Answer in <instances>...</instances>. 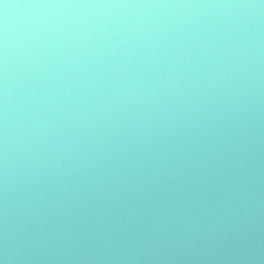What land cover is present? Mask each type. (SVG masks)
<instances>
[{
    "label": "clouds",
    "instance_id": "9594fccd",
    "mask_svg": "<svg viewBox=\"0 0 264 264\" xmlns=\"http://www.w3.org/2000/svg\"><path fill=\"white\" fill-rule=\"evenodd\" d=\"M0 264H264V0H0Z\"/></svg>",
    "mask_w": 264,
    "mask_h": 264
}]
</instances>
